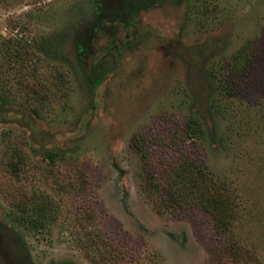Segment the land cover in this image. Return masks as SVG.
Returning a JSON list of instances; mask_svg holds the SVG:
<instances>
[{"label": "rangeland", "instance_id": "1", "mask_svg": "<svg viewBox=\"0 0 264 264\" xmlns=\"http://www.w3.org/2000/svg\"><path fill=\"white\" fill-rule=\"evenodd\" d=\"M182 164L230 215L173 202ZM87 228L98 264H264V0H0V264H96Z\"/></svg>", "mask_w": 264, "mask_h": 264}, {"label": "trees", "instance_id": "2", "mask_svg": "<svg viewBox=\"0 0 264 264\" xmlns=\"http://www.w3.org/2000/svg\"><path fill=\"white\" fill-rule=\"evenodd\" d=\"M16 50L19 53V57H20L19 49ZM89 52L92 53V50ZM234 58L238 60L239 55L238 54L235 55ZM90 75L96 88H100L104 83V79L103 77L98 76L99 74L96 72V67H94L91 70ZM214 75L215 74L214 73L212 74V72H207L206 73L207 80H209V78L211 79L212 77L214 79L215 78ZM226 78H228V74H226L225 76L223 75L222 82L229 84L230 81L227 82L228 80H226ZM211 86L213 87V85ZM214 105L215 104H213V106ZM33 112L36 116L39 115V111L38 109H36V107L33 109ZM195 114L197 115L198 112H196ZM195 114L194 116L187 118L185 124V130L188 132L189 136L201 138L203 134V129L201 122L199 121V119H197V117H195ZM43 157L45 158V160H48L51 164L56 165L57 162H59L60 160H64L65 152L62 150H58L56 148L45 149L43 151ZM22 161L24 162V160ZM13 174L15 178L20 179L24 174V172H22L21 168H19V169H15ZM171 175L172 176L168 178L169 180L168 184L171 187V189H176L177 191L176 193L177 195L174 194L177 197L175 196L173 198V195L171 196V199L176 204L183 205L186 202H192L214 215L215 214L221 216L224 215L225 217L230 215L229 213L234 210V202H232L230 199H228L227 197L225 198L222 194H220L221 189L225 190L224 185H219L217 187H214V184H210L208 182L207 173L204 170H201L196 165L186 164L183 167L182 164L181 166H177L173 168ZM170 180H175V181L170 182ZM199 181H202L201 182L202 184L198 183ZM154 187H158V186H154ZM92 218L93 217L91 216L84 218V225L86 226V222L88 220H92ZM32 221L36 227L44 226V222L39 219H35ZM99 238L100 236L98 235L97 231L94 232L93 230H89L88 228L86 229V232L84 234L79 235L78 238V244L83 250H85L87 258L91 259L96 264L101 262L98 260L99 257H97L98 259L96 258L97 253L100 256V252L102 253L103 250H106V247L103 248L104 245L100 243Z\"/></svg>", "mask_w": 264, "mask_h": 264}, {"label": "flooded vegetation", "instance_id": "3", "mask_svg": "<svg viewBox=\"0 0 264 264\" xmlns=\"http://www.w3.org/2000/svg\"><path fill=\"white\" fill-rule=\"evenodd\" d=\"M14 248V243L12 237H10L8 232L0 233V254H3L2 252H6L5 256H11L12 250ZM5 260L8 261L6 258ZM6 262V261H5ZM9 262V261H8Z\"/></svg>", "mask_w": 264, "mask_h": 264}]
</instances>
